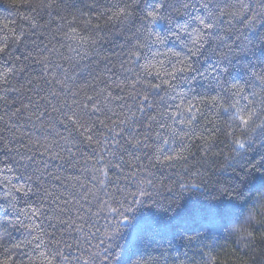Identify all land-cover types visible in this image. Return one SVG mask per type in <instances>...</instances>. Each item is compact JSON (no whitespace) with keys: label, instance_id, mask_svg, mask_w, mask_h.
I'll return each mask as SVG.
<instances>
[{"label":"snow or ice","instance_id":"obj_1","mask_svg":"<svg viewBox=\"0 0 264 264\" xmlns=\"http://www.w3.org/2000/svg\"><path fill=\"white\" fill-rule=\"evenodd\" d=\"M9 3L0 264H217L234 231L264 243V0Z\"/></svg>","mask_w":264,"mask_h":264},{"label":"trees","instance_id":"obj_2","mask_svg":"<svg viewBox=\"0 0 264 264\" xmlns=\"http://www.w3.org/2000/svg\"><path fill=\"white\" fill-rule=\"evenodd\" d=\"M13 11L9 0H0V24L6 22L10 16L15 18ZM164 27V25H160L162 30ZM167 47L180 49V45L176 41H169ZM257 56L264 59V50L258 51ZM206 63V61H202L201 66H204ZM232 75L242 76L243 72L237 68L233 71ZM258 184L259 181L257 182V186ZM186 227L195 228L197 225L189 224ZM225 235L227 236V234ZM13 236L16 239L20 238L19 233H13ZM182 251H184L183 248H181ZM215 256L217 258V264H240L241 261H247L248 264H264V243L257 240L255 245L249 249L248 255H244L242 247L236 242L234 237L221 238Z\"/></svg>","mask_w":264,"mask_h":264},{"label":"clouds","instance_id":"obj_3","mask_svg":"<svg viewBox=\"0 0 264 264\" xmlns=\"http://www.w3.org/2000/svg\"><path fill=\"white\" fill-rule=\"evenodd\" d=\"M169 50H171V48ZM262 151H264V149H262ZM245 163H246V161H245L244 157L241 156V157H237V158L233 159L232 161H230L229 167H237V166L245 164ZM247 215H248V213H245V216H247ZM248 223H250L253 226L256 225L255 220H250V221H248ZM244 227H247V225H244ZM0 235H3L2 229H0ZM233 237L236 239V242L242 247V249L245 247L246 244H247L248 248H251L253 246L252 243H248L250 238L247 236L241 235L239 231H234ZM6 241H7V237L5 236V242Z\"/></svg>","mask_w":264,"mask_h":264}]
</instances>
